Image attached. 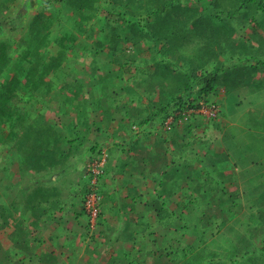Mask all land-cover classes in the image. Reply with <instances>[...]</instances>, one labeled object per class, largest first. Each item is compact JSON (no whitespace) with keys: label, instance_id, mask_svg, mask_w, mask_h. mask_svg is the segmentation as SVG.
I'll return each instance as SVG.
<instances>
[{"label":"rangeland","instance_id":"obj_1","mask_svg":"<svg viewBox=\"0 0 264 264\" xmlns=\"http://www.w3.org/2000/svg\"><path fill=\"white\" fill-rule=\"evenodd\" d=\"M185 3L199 10L211 4V0ZM94 7L93 13L87 8L78 11L65 0H0V41L7 42L10 56V63L0 75V90L11 78L18 79L7 104L8 111L4 112L0 123L1 134L11 137L6 144L0 145V193L5 190L4 185L18 183L17 174L28 169L25 158L19 161L18 155L31 156L32 148L35 147V151L43 148L53 151L58 162L35 174L39 177L45 173L44 182L51 185L41 211L45 215L55 210L59 212V208H68L70 200L78 202L80 198L81 211H84L83 201L88 192L95 194L98 208L94 220L85 212L82 213L85 218L76 214V219L82 220L78 224L83 228L80 231L81 236L84 235L85 249L73 245L69 250L64 244L61 249L53 250L56 253L53 260L44 263L43 260L37 263L28 253L8 245V230L0 232L2 246L9 254L5 264H13L8 261L10 259L23 264L20 262L23 258H29V264H97L103 256L106 258L103 264H168L182 252L181 249L187 251L211 241L214 244L222 233H226L224 238L229 237L235 243L247 239L244 221L249 213L261 207L259 200L264 197V157L252 162L250 158L255 152L244 151V145L249 143L246 133L251 119L264 126V53L261 52H264V39L261 40L264 15L256 17L257 24L239 26L236 42L232 47L227 46L230 51L226 50L236 55L242 51V46L254 45L261 49L256 53L259 56L254 60L243 55L230 59L227 53L219 57L225 68L237 64L250 67L262 61L253 81L237 86L230 94L225 92L224 86L218 85L209 96L198 86L193 99L201 108L180 111L168 109L166 104L160 108L167 109L171 116L163 122L164 113L160 108V114L148 120L153 113L149 102H159L161 96L169 98L165 93L160 95L157 86L147 87L149 79L143 73L146 69L151 72L154 65L152 62L141 64L154 53L163 63H177L188 72L191 59H196L197 40L193 37L180 41L173 51L161 54L146 41L134 45L127 40L132 37L127 26L128 17L121 16L125 11L123 2L97 0ZM233 23L235 20L227 19L228 25ZM162 45L163 42L156 49ZM23 48L30 51L25 58L21 54ZM97 58L104 61L100 68L92 65L93 59L99 60ZM51 63L54 65L46 74L43 69ZM214 65L211 62L204 70L211 71ZM39 79L41 84L33 88L34 81L39 82ZM251 132L264 134V130ZM132 136L141 141L133 152ZM203 147L207 150H202ZM214 153L222 160L207 158ZM132 159L136 161L134 166L129 165ZM204 159L206 163L223 161L224 165L221 168L218 164L220 171L215 170V178L210 179L202 171L203 178L212 180L213 185L212 197L206 196L207 206L201 201L193 202V183L188 181L196 175ZM92 170L99 173L95 175ZM220 172L224 178L220 177ZM183 175L192 177L187 179ZM131 183L135 190L143 189L144 197L135 196V202L124 207L130 211H124L123 215L141 214L136 210L140 204L144 205L143 212L153 214L143 216L146 225L140 217L126 220L131 226L124 233L120 230L123 226L116 231L109 225L103 206L114 209L117 203L112 201L117 186ZM14 192V189L10 191ZM109 196L111 198H106ZM152 199L164 209L170 223L167 221L162 227L156 225V213L148 204ZM11 200V195L1 196L0 204H9ZM217 205L222 211L218 217L224 221L219 233L211 232L206 225V214H220L215 209ZM202 206L207 207L203 213ZM199 216H203L202 226L195 223ZM25 217L30 219V228L34 219L28 212ZM54 219L58 223L59 219ZM236 219L238 222H234ZM37 232L33 227V234L28 238L37 237ZM258 233L255 235L259 237L253 241L261 250L264 228ZM92 253L95 259L87 262V255ZM159 255L164 256L162 260L157 259ZM149 258L153 260L151 263H148Z\"/></svg>","mask_w":264,"mask_h":264},{"label":"trees","instance_id":"obj_2","mask_svg":"<svg viewBox=\"0 0 264 264\" xmlns=\"http://www.w3.org/2000/svg\"><path fill=\"white\" fill-rule=\"evenodd\" d=\"M65 1L78 11H82L86 8L92 9L93 13L96 11L94 4L97 0ZM186 1L188 0H113V2L117 3L123 2V9H125V11L122 10L124 12H121V16L124 17V15H126L128 17L127 26L129 27L132 37L127 40L134 45L138 42L143 44V41H146L151 45L152 49L155 48L156 51L164 54L167 50L173 51L174 47L177 46L180 41L182 42L187 39L192 40L193 37L197 40V43H195L196 48L194 49L197 53L195 54L196 59H191L192 66L188 72H184L181 69L182 65L179 66L176 62V64L168 62L163 63V60L158 59L157 55L154 53L148 60H144V63L141 64L143 66L144 64L148 65L149 62H152L154 65L151 72L145 68L146 71L143 73L146 74L145 77L149 79L147 87L151 89L157 86L159 88L158 93L160 92V95L165 93L164 95H167L169 98L168 100L161 96L159 97V102H149L152 106L151 112L153 113H150L151 115L148 117V120H152L159 115L160 110L158 109L166 104H168L166 105V107H169L168 109L172 107V109L177 108L180 111H182L181 109L199 110L201 105L196 103V99H193V92L195 93L198 86H200V91L204 95L209 96L214 93V89L218 85L224 86L225 92L228 94L234 91L237 86L249 85L253 81L255 73L259 70L258 64L262 62L260 61L252 64L250 67L237 64L234 67L225 68L223 61H220L219 57L227 53L230 59H239V56L243 55L254 60L256 56H259L256 53L261 49L254 45L250 47H246L245 45L242 46V51L239 54H233L235 56L226 52V50L228 51L229 49L230 51L231 48L227 49V46L232 47L236 42L235 35L239 26H252L253 24H257L256 17L258 15H264V0H211V4L209 3L206 7H201L199 10L191 9L185 3ZM227 19H233L235 23L228 25ZM263 39L264 35L261 40ZM161 42H163L161 48L156 49V46ZM8 47L7 42L0 41V75L10 63ZM261 52L264 53L263 50H261ZM21 54L22 57L25 58L30 54V51L28 52V48H23ZM97 59L99 60L93 59L92 65L100 68V66L104 64V61L100 58ZM211 62L215 64L214 69L211 71L204 70V67ZM53 65L54 64L51 63V65L46 66L43 69L45 70L44 72L46 74L49 73ZM17 83L18 79L13 77L9 80V84L2 86L0 90V123L3 120L1 118H3L5 116L4 114L8 111L7 104L13 93L14 85ZM40 84L41 80L39 82L35 80L32 87L37 88ZM193 84L195 89L192 86ZM181 93L183 94L181 95ZM163 98L164 102L162 101ZM186 100H188L187 103ZM161 110V112L164 113V122L171 114L168 113L165 108ZM13 115L16 114L14 113ZM249 124L251 127H248L249 131L246 133L249 143L244 145V151L255 152L250 158V160L254 162L257 158L264 157V134L252 133L251 131L258 130L262 132L264 126L255 119H251ZM9 138L11 137L8 135L4 137L0 132V145L6 144ZM205 147H203L202 150H206L204 149ZM32 149L34 150L35 147ZM33 150L31 151V156L18 155L19 161L25 158L28 169L17 174L18 183L6 185L7 187L5 190L11 191L14 187L17 189L16 198L9 204L4 202L0 204V232L8 230V245H12L17 250H22L25 253H28L27 239L30 234V228L28 226L30 219H27L24 214L30 205L28 193L30 189L29 182L33 180L34 175L39 172V170L46 171V169L48 170V168L53 167L58 162V158L56 159L53 151L43 148H37L36 151ZM212 155L207 156V158L210 159V156L212 158H218V160L222 158L215 155V153ZM222 162L223 161H208L206 163L204 159V162L200 163V169L202 170L200 171V169H198L195 176L183 175L187 179L190 176L192 177L188 181L193 183V189L191 190L192 194L193 192L195 193V195L193 194V202L199 203L201 201L205 203L204 206H207V201H205L206 196H210L211 198L213 195V188H211L213 185H211L212 180L210 181V179L213 177L215 178L217 169H220L218 164H221V168L224 166ZM214 166L218 168L215 169ZM203 170L210 177L209 180L203 178ZM163 174L165 173L163 172ZM220 177L224 178L222 172H220ZM37 179L39 178L34 180ZM37 182H40L41 185L44 181L40 179ZM206 188L208 189L206 190ZM39 191L46 192L45 188L42 186H40ZM189 191L190 190L187 189V192ZM18 194L20 196L24 195L23 202L22 198L18 197ZM259 202L261 203V207L256 209V212L249 213L246 221H244L245 231L249 235L247 239H242L235 243L232 239H229V237L224 238L226 233H222L216 237L214 244L211 241L200 247H187V251L181 249L182 252L168 261V264H264V248L260 250L255 246L253 241L257 236L259 237V235H255L258 233V230H262V227L264 228V197H262ZM148 204L156 213L157 221L160 224L166 225V223H170L171 219H167L169 217L156 200L152 199ZM219 207L220 206L217 205L215 209L217 208L220 214L212 216L213 213L209 209L208 211L211 213L206 214V216H208L206 218V225L210 228L211 232L215 230V232L219 233L220 231L218 230L222 224H224V221L218 217L222 214ZM206 208L207 207L202 206L200 209L202 213ZM83 212L82 210V213ZM25 219L28 221H25ZM202 219L203 216H199L195 223L202 226ZM234 222H238V219L234 220ZM259 233L262 232L259 231ZM8 255L7 250L4 249L0 241V258L2 259L1 261H3V263L0 264H5L7 261L5 258H9ZM163 257L164 256L159 255L157 259L162 260ZM24 260L25 259H22L20 262L29 264V261ZM8 261L13 260L10 259ZM152 261L151 258L148 259V263ZM16 264H20L19 261H17Z\"/></svg>","mask_w":264,"mask_h":264},{"label":"crops","instance_id":"obj_3","mask_svg":"<svg viewBox=\"0 0 264 264\" xmlns=\"http://www.w3.org/2000/svg\"><path fill=\"white\" fill-rule=\"evenodd\" d=\"M132 137H133V140L131 141L130 144H131V147H134L132 149V152H133V151L137 150V148H138L137 146L140 144L141 141H139V137H137V138L134 136H132ZM126 138H128V137H126ZM134 149H136V150H134ZM132 152H131V154H132ZM130 156H132V155H130ZM129 163H130L129 165L134 166L136 161L134 159H132ZM129 165H127V166H129ZM174 168H175V166H174ZM48 169H50V168H48ZM126 170H128V168H126ZM44 174L45 173L39 174L40 178L36 177V175H34L33 180H30V182H29V188L30 189L28 190L29 198H30V205L27 208V210H29V211H25V213H24L25 215H27V212H28L29 216L34 219V222H32L30 224L29 236H31V234H33L32 233L33 227H34V229L39 231L36 233L37 237H32V240H30L31 238L27 239V242L31 241L27 247V250H28L27 255H30V257L34 261H36L37 263H42V260L44 263V261L47 262V261L51 260L52 258H54L56 256V253H53V250L54 249H57V250L61 249L62 247H64V244H66L68 246L67 248L69 250L73 247V245H79V247H81V248L86 247L85 242L82 241V239H84V235L81 236V231H80V229L82 230L83 228L78 224L79 222H82V220L76 219L78 216L76 214L82 213V211H81V207H82L81 198L78 202H77V200H70V203L67 204V206H68L67 209H64V208L58 209L60 213L55 212V211H57V210H55V211H52L51 214L45 215V213H43L41 211L42 207L44 206L41 204L44 203V199L46 197L47 192L50 193V186H51L50 184H48L46 182H43V184H41V185H40V182H37L40 179H42L44 181V178H43ZM36 178H39V179L34 180ZM127 183H129V181ZM14 184H16V183H14ZM40 186L44 187L46 192L39 191ZM6 187H7L6 185L3 186L4 189H6ZM138 187H143V186H138ZM117 189L118 190L115 192V199H113V201H112V202L115 201L117 203L116 205H114V209L109 210V209H107L108 208L107 206H106L107 208L105 206H103L104 211H105L104 218L109 222V225L111 227H113L116 231H118L117 228H121L123 226V228H121L120 230H123L124 233H126V230H128L129 227L131 226L130 224L126 223V220H128V219H130L132 221L133 218L137 219L140 217L141 220H143L144 224L146 225L147 222H146L145 218H146V216H151L152 212L151 213H149L148 211L143 212L144 205L140 204L139 202H138V204H140V206H138L136 210L140 211L141 214L135 215V214L130 212L129 214L123 215L124 214L123 212L127 211V210H124V207L126 208V207H129L130 204H133L135 202V196L138 197V196L142 195L143 194L142 192H144V191H142L143 189L142 188H136L138 193L135 194L136 190L134 189V185L132 183H131V185L124 186V187L117 186ZM15 190H16V192H14L13 194L10 193V190H4L2 193H0V195L3 197H7V196L11 195L12 200H13L17 196V189L14 187V191ZM18 192H19V190H18ZM1 196H0V198H1ZM142 196L144 197V195H142ZM18 197L22 198V202H23L24 195L20 196L18 194ZM106 198H111V196L106 197ZM139 199H141V198H139ZM105 200H107V199H105ZM118 206L120 209L118 208ZM39 211H41V212H39ZM120 211H122L121 214H119ZM128 211H130V210H128ZM143 216H145V218ZM54 217H57L59 219L58 223L54 222V220H55ZM118 218H121L122 221L118 222L119 221ZM81 219H82V217H81ZM83 221H84V219H83ZM38 222H39L40 226L38 225ZM156 222H157L156 225H159V227H162L158 221H156ZM76 234H78V235H76ZM37 238H38V240H37ZM73 238H74V240H72ZM35 240H37V241H35ZM40 240H41V243H40ZM34 241H35V243H32ZM37 249L39 250V253L36 252ZM93 255H94L93 253L87 255L88 260H86V261L92 263L93 259H95V257ZM28 259L29 258H27L25 260L30 262V260H28ZM104 260L106 261V258L103 256V258H101L100 261L97 262V264H103ZM17 261L18 260L11 261V262H13V264H16Z\"/></svg>","mask_w":264,"mask_h":264},{"label":"built area","instance_id":"obj_4","mask_svg":"<svg viewBox=\"0 0 264 264\" xmlns=\"http://www.w3.org/2000/svg\"><path fill=\"white\" fill-rule=\"evenodd\" d=\"M166 124H168V123H166ZM92 172L95 175L97 173H99L98 171H94V170H92ZM95 175H94V179L96 178ZM94 179H93V182L95 181ZM96 201H97V199H96V196L93 192H88L85 196L84 201H83L84 212L92 220H94L98 214V208H97ZM90 222H92V221H90Z\"/></svg>","mask_w":264,"mask_h":264}]
</instances>
